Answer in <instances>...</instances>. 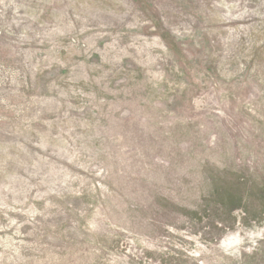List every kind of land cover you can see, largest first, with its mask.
Returning <instances> with one entry per match:
<instances>
[{"label": "rangeland", "instance_id": "rangeland-1", "mask_svg": "<svg viewBox=\"0 0 264 264\" xmlns=\"http://www.w3.org/2000/svg\"><path fill=\"white\" fill-rule=\"evenodd\" d=\"M0 264H264V0H0Z\"/></svg>", "mask_w": 264, "mask_h": 264}]
</instances>
